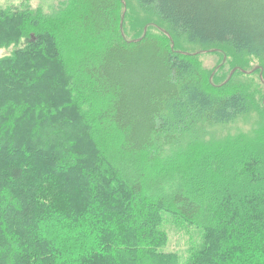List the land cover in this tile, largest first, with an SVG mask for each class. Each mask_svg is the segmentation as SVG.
Listing matches in <instances>:
<instances>
[{
    "label": "trees",
    "instance_id": "trees-1",
    "mask_svg": "<svg viewBox=\"0 0 264 264\" xmlns=\"http://www.w3.org/2000/svg\"><path fill=\"white\" fill-rule=\"evenodd\" d=\"M134 1L0 8V264H264V0Z\"/></svg>",
    "mask_w": 264,
    "mask_h": 264
},
{
    "label": "rangeland",
    "instance_id": "rangeland-1",
    "mask_svg": "<svg viewBox=\"0 0 264 264\" xmlns=\"http://www.w3.org/2000/svg\"><path fill=\"white\" fill-rule=\"evenodd\" d=\"M60 0H0V8H20L23 7L25 5H27L28 3H30V5L32 7H38V6H43V8L45 10H48L49 7H51L53 4H57ZM123 4H124V8H122V27H123V31L122 33L124 34L125 37H127L128 39H130V32H129V28H128V17L126 15L129 14L131 11H133L132 9H128V6H130L131 4L134 6L135 5V1L134 0H130L131 3L127 0H122ZM24 2L26 4H24ZM145 31H149V33H158V31L154 28V27H149L146 26ZM129 33V34H128ZM191 47V46H190ZM192 48V47H191ZM198 49L195 50V52H197ZM9 51V50H8ZM192 51V50H191ZM3 52V51H2ZM5 53V52H3ZM1 53V54H3ZM199 60L202 63V66L204 69H206L208 71V74L210 75V77H216V76H220L223 74V71H229V66L228 63H225V67L222 70H219L220 66L224 64V62H226V59L223 58V56L220 53H213V52H209L207 50L202 51V53H200L199 55H197ZM258 61L257 60H253V62L251 63L252 68L257 67L258 65ZM256 81L253 79V82L255 85L259 84V81L257 80L258 75H254L253 76ZM256 121V115L253 113H250L246 116H241L239 117L235 122L224 125V126H216L211 128L210 133H214L216 136H224V135H228V134H235L239 131H245L248 130L249 128H251ZM27 152L28 151H20V153H18V155H15L16 157H12V155L10 154H5V155H1L0 156V168L1 169H6L8 166H10L8 163L10 161H12V163H17L19 162L22 165H30L31 169H44L46 168L45 166L42 165H38L40 164L37 158H34V155H30L31 157L27 156ZM31 169H29L31 171ZM53 168H51L52 170ZM28 172V169L26 170ZM44 171H41L39 173H42ZM43 174V173H42ZM41 174V176H42ZM53 173L50 172V174L48 175H52ZM79 176V174H77ZM82 176V178L87 177L88 175L84 174L81 172L80 174ZM55 176H59V175H55ZM80 177V176H79ZM63 178L62 176L59 177V179ZM42 179V178H41ZM81 182L83 181L82 179H80ZM67 182V181H66ZM72 185V184H70ZM75 185V183H74ZM180 225V226H179ZM166 227L167 230L169 232V243L167 245L168 250H172V251H177L180 252L181 256L186 257L187 255V248H188V243H189V239H190V235L186 232L187 229H183L181 224L179 222H175L173 220V218H171V216L168 218L167 223H166ZM1 235V234H0ZM14 246H11V249H13ZM185 260V259H183Z\"/></svg>",
    "mask_w": 264,
    "mask_h": 264
},
{
    "label": "water",
    "instance_id": "water-1",
    "mask_svg": "<svg viewBox=\"0 0 264 264\" xmlns=\"http://www.w3.org/2000/svg\"><path fill=\"white\" fill-rule=\"evenodd\" d=\"M234 71H235V70H233V72H234ZM233 72H232V73H233Z\"/></svg>",
    "mask_w": 264,
    "mask_h": 264
}]
</instances>
